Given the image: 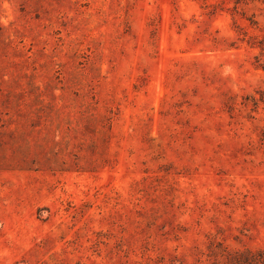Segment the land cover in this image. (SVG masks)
<instances>
[{
	"label": "rangeland",
	"instance_id": "obj_1",
	"mask_svg": "<svg viewBox=\"0 0 264 264\" xmlns=\"http://www.w3.org/2000/svg\"><path fill=\"white\" fill-rule=\"evenodd\" d=\"M0 264H264V0H0Z\"/></svg>",
	"mask_w": 264,
	"mask_h": 264
}]
</instances>
